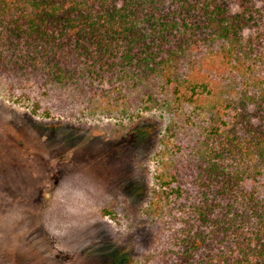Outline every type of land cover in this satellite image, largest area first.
<instances>
[{
    "label": "trees",
    "instance_id": "1",
    "mask_svg": "<svg viewBox=\"0 0 264 264\" xmlns=\"http://www.w3.org/2000/svg\"><path fill=\"white\" fill-rule=\"evenodd\" d=\"M2 83L36 116L168 117L138 264H264V0H0Z\"/></svg>",
    "mask_w": 264,
    "mask_h": 264
},
{
    "label": "rangeland",
    "instance_id": "2",
    "mask_svg": "<svg viewBox=\"0 0 264 264\" xmlns=\"http://www.w3.org/2000/svg\"><path fill=\"white\" fill-rule=\"evenodd\" d=\"M5 86L0 264H138L153 252L163 228L146 209L168 117L122 121L54 104L46 118Z\"/></svg>",
    "mask_w": 264,
    "mask_h": 264
}]
</instances>
